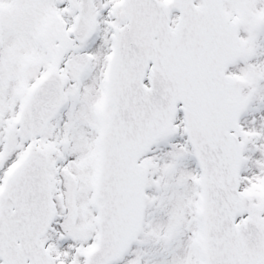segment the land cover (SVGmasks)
<instances>
[{
  "label": "snow or ice",
  "instance_id": "obj_1",
  "mask_svg": "<svg viewBox=\"0 0 264 264\" xmlns=\"http://www.w3.org/2000/svg\"><path fill=\"white\" fill-rule=\"evenodd\" d=\"M0 264H264V0H0Z\"/></svg>",
  "mask_w": 264,
  "mask_h": 264
}]
</instances>
